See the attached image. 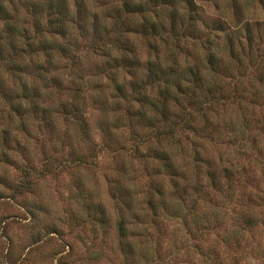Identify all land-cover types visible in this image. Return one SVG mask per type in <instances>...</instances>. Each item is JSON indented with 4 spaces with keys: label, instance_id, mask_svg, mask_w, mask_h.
<instances>
[{
    "label": "rangeland",
    "instance_id": "rangeland-1",
    "mask_svg": "<svg viewBox=\"0 0 264 264\" xmlns=\"http://www.w3.org/2000/svg\"><path fill=\"white\" fill-rule=\"evenodd\" d=\"M125 1L133 4L140 0H66L75 18L67 24L92 27L98 23L110 30L117 23L131 29L141 26V16L126 21L114 18L117 12L124 14ZM173 1L171 9L163 11L150 5L147 10H151L148 15L154 23L167 27L174 12L180 39L129 34L122 38V44L143 60L155 58L157 47L162 57L181 53L180 61L201 62L210 53L230 61L228 44L235 37V56L242 62L233 61L232 68L237 76H245L242 82L247 101L241 106L221 107L218 116L211 119L215 131L212 127L204 131L202 122L199 135H210L208 140H198L204 147V158L223 156L224 166L243 171L246 177L240 189L236 186L232 200L227 195L216 198L215 206L200 198L194 207L197 197L191 192L184 212L177 213L176 201L169 200L171 214L160 208L154 216L148 204L149 189L158 182L172 194L169 178L162 177L160 164L149 156L156 142L151 137V122L158 126L159 120L139 121L140 105L133 96L127 70L116 76L119 84H125L121 94L111 81L112 73L105 70L109 60L106 52L86 49L80 54V67L89 81L86 116L92 144H85L81 132L66 120H53L52 125L25 120L27 130L19 131L21 120H9L10 108L0 97V264H264V206L256 209L248 197L242 198L245 192L248 196L258 188L264 190V29H257L262 19L246 23L242 32H230L231 23L239 22L246 11L245 4L252 5L248 10L259 17L264 0H191L195 3L192 8L188 0ZM225 2L231 19L222 8ZM0 4L8 11L0 19L2 33L11 18L26 30L38 23L49 25L48 0H0ZM158 13L162 18L158 19ZM221 22L226 31H221ZM246 27L256 36L260 34L253 46L245 39ZM93 39L90 34L79 40L89 47ZM113 54L122 58L119 49ZM55 59L56 64L65 65L63 57L55 55ZM43 61L44 57L29 58L26 65ZM58 73L53 72L50 81ZM36 80L38 84L41 81L36 76L27 78L29 83ZM0 82H4L6 92L19 84L6 69L0 70ZM54 86L51 83L50 88ZM143 136L149 137H144L147 143ZM191 151L179 147L174 156L192 183H206L205 174L193 169ZM78 158L86 163L77 164ZM47 159H56V164L39 177L33 171H41ZM24 182H31V190L19 193L17 188ZM127 201L132 203L134 214L123 206ZM100 207L102 215L97 214ZM124 216L128 219V248L122 245L120 234Z\"/></svg>",
    "mask_w": 264,
    "mask_h": 264
},
{
    "label": "trees",
    "instance_id": "trees-1",
    "mask_svg": "<svg viewBox=\"0 0 264 264\" xmlns=\"http://www.w3.org/2000/svg\"><path fill=\"white\" fill-rule=\"evenodd\" d=\"M65 1L48 0L49 25L38 23L33 29L31 28L33 32L30 29H23L17 22L12 23L13 18L6 22L8 28L5 26L3 33L0 29V70L4 72L6 69L7 74L19 82L15 85V89L9 92H6L4 82H0V97L10 108L9 120H21L23 126L19 131L27 130L25 120H43L48 125H52L57 120H66L67 125L75 126L81 132L80 135L85 144H92L86 116L89 81L81 70L80 54L86 49L100 48L106 52L104 55L106 59H109L106 61L105 70L112 73L111 81L116 84L119 93H124L125 84H119L116 76H120L121 72L127 70L125 73L132 79L131 85L135 91L133 96L137 104L140 105V111L137 113L138 120L142 122L159 120L158 126H154L153 121L151 122V137L156 139V145L154 143L152 154L149 156H152L160 164L162 177L166 179L165 175L169 178L172 194H167L162 184L158 182L155 186L152 185L154 188L149 189L147 194L150 195L148 204L153 215H158L160 208L171 214L169 213L171 210L169 200L176 201V205L181 211L178 212L177 208V213L184 212L183 206L192 194L197 197L194 207L203 198L214 206L215 199L218 197L224 198L227 195V199L232 200L236 186L240 189L243 183L242 178L246 176L241 169L236 170L234 166H224L225 158L223 156L216 159L214 156L204 158L202 152L204 147L198 139L208 140L207 137L210 134L200 136L198 127L203 122L202 128L205 127L204 131L208 130L213 125L211 119L215 115L218 116L221 107L229 104L241 106L245 105L247 101L245 96L247 91L243 89L245 83L242 82L245 76H237L232 68L233 61L239 64L242 62L235 56V37L230 38L232 40L228 44L230 61H226L225 56H218L216 53L208 54L207 58L201 62L197 59L195 62L193 60L191 62L189 59L180 61L181 53L176 52L170 57H162L157 51V47L154 48L155 58L143 60L136 51L125 48L122 38L129 34L144 38L164 37L165 35L171 38L177 37L176 33H179V30L174 12L170 18V27H167L154 23L148 15L151 10H147L150 5H154L155 8L159 7L163 11L166 8L167 10L171 9L174 7L173 0H142V2L140 0L133 4L130 1H125L124 14L121 15L120 12H117L114 18L126 21L129 18L134 19L136 16H141L144 23L133 29L130 26H125L124 23V25L117 23L111 30L106 26L101 27L98 23H94L92 27L67 24L71 19L75 22V18H72ZM188 2L191 8L193 5L195 6L193 1L188 0ZM7 12L4 5L0 4V19H3ZM157 17L158 19L162 18L159 13ZM107 18L112 19L111 16H107ZM221 24V31H226L224 24L222 22ZM261 28L264 29V20L258 22L257 29L261 30ZM90 34L94 39L89 47H85L79 39L84 36L89 37ZM260 38V34L256 36L252 34L249 27H246L245 39L247 43L253 46ZM115 48L122 51L121 59L114 56ZM55 55L60 59L63 57L62 62H65V65L62 66L61 62L56 64ZM36 57H44V61L41 64L36 62V64L26 65L29 58L35 59ZM58 70V75L51 78L50 81L49 76ZM112 70H116V73ZM31 76L38 77L39 81L41 79L40 83L38 84L37 80L29 83L27 78ZM51 83L53 86L55 85L52 88H50ZM156 91L159 94L155 95ZM149 113L152 114L151 117ZM212 129L215 131L217 127H212ZM144 137L149 138L143 136V139ZM210 139L214 140V135ZM144 142L147 143L148 140L144 139ZM179 147L192 150L193 169L205 174L206 183L190 181L188 172L180 167L174 156ZM243 157L247 158L244 155ZM76 163L84 164L86 161L83 158H78ZM55 164L56 159H47L43 163L41 171L34 169L33 172H36L39 177H44L48 172V167ZM17 190L20 191L19 193L21 191L29 192L31 182L21 183ZM249 195L246 196L245 192L242 194V198L248 197L256 209L264 206L263 189L258 188V192H250ZM123 200L125 201V197ZM123 203L128 213L134 214L132 203L129 201ZM103 213L104 210L98 208L97 214L102 215ZM127 221V217H122L120 234L122 245L128 248L130 243L126 240L129 238ZM248 223L253 224L251 219Z\"/></svg>",
    "mask_w": 264,
    "mask_h": 264
},
{
    "label": "clouds",
    "instance_id": "clouds-1",
    "mask_svg": "<svg viewBox=\"0 0 264 264\" xmlns=\"http://www.w3.org/2000/svg\"><path fill=\"white\" fill-rule=\"evenodd\" d=\"M246 11L243 12L240 17H239V22H233L230 25V32L233 33H239L243 31L244 25L250 21H252L253 19L259 18L264 20V11L259 13V17H256L253 12L251 10H248L252 7V5L250 4H245L244 5ZM222 8L225 10L226 14L229 15L230 17V12H229V5L227 4V2H225L224 4H222ZM147 146V145H146ZM253 247H255V244L252 245ZM252 264H256V261H252Z\"/></svg>",
    "mask_w": 264,
    "mask_h": 264
}]
</instances>
